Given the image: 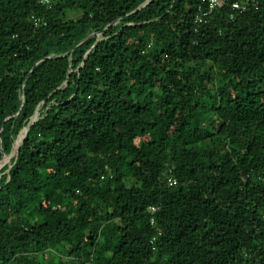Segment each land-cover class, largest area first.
<instances>
[{"label": "trees", "instance_id": "1", "mask_svg": "<svg viewBox=\"0 0 264 264\" xmlns=\"http://www.w3.org/2000/svg\"><path fill=\"white\" fill-rule=\"evenodd\" d=\"M200 1L0 0V264H264V0Z\"/></svg>", "mask_w": 264, "mask_h": 264}, {"label": "built area", "instance_id": "2", "mask_svg": "<svg viewBox=\"0 0 264 264\" xmlns=\"http://www.w3.org/2000/svg\"><path fill=\"white\" fill-rule=\"evenodd\" d=\"M43 3L47 4L49 3V0H42ZM230 0H201L200 4L197 8L196 14H195V24L196 29L195 31H198V27L205 23L207 19L217 10L228 4ZM247 6L240 2L232 3V10L235 12H244L246 10ZM170 185H175L176 181L172 178L169 179ZM262 218L264 219V205L262 207ZM158 210L157 207H151L150 212L155 213ZM155 220L154 218L151 220V224H154Z\"/></svg>", "mask_w": 264, "mask_h": 264}, {"label": "rangeland", "instance_id": "3", "mask_svg": "<svg viewBox=\"0 0 264 264\" xmlns=\"http://www.w3.org/2000/svg\"><path fill=\"white\" fill-rule=\"evenodd\" d=\"M103 261L105 262V259H103Z\"/></svg>", "mask_w": 264, "mask_h": 264}]
</instances>
